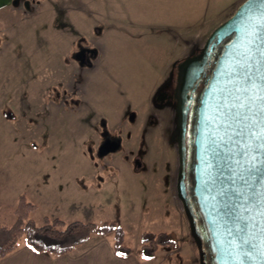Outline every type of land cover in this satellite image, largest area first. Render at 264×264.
Returning a JSON list of instances; mask_svg holds the SVG:
<instances>
[{"label":"rangeland","instance_id":"1","mask_svg":"<svg viewBox=\"0 0 264 264\" xmlns=\"http://www.w3.org/2000/svg\"><path fill=\"white\" fill-rule=\"evenodd\" d=\"M242 1L29 0V11L1 9L0 227L15 222L23 196L37 225L114 222L142 264H201L176 196L174 110L151 101L171 66L201 50ZM162 21L183 26H142ZM84 44L96 53L88 68L73 58ZM104 137L118 150L101 158ZM160 232L177 254L143 246ZM94 236L114 240L93 233L84 244Z\"/></svg>","mask_w":264,"mask_h":264},{"label":"water","instance_id":"2","mask_svg":"<svg viewBox=\"0 0 264 264\" xmlns=\"http://www.w3.org/2000/svg\"><path fill=\"white\" fill-rule=\"evenodd\" d=\"M262 53L264 0H243L200 54L179 64L171 138L178 156L175 190L201 264H264V183L248 181L244 155L259 131L246 75L264 71ZM116 147L104 144L99 155Z\"/></svg>","mask_w":264,"mask_h":264},{"label":"trees","instance_id":"3","mask_svg":"<svg viewBox=\"0 0 264 264\" xmlns=\"http://www.w3.org/2000/svg\"><path fill=\"white\" fill-rule=\"evenodd\" d=\"M34 210L35 206L21 196L15 210V222L11 226L0 227V259L13 252L21 238H24L27 246L34 251L63 255L87 242L93 233H113L116 254L126 256L130 253L122 244L124 232L114 222L97 226L91 222L65 223L58 218H45L42 225H37L29 217ZM146 237L148 239H143V246H147L152 252L161 246L167 249L176 247L173 241L166 239L168 235L165 232L148 234Z\"/></svg>","mask_w":264,"mask_h":264},{"label":"crops","instance_id":"4","mask_svg":"<svg viewBox=\"0 0 264 264\" xmlns=\"http://www.w3.org/2000/svg\"><path fill=\"white\" fill-rule=\"evenodd\" d=\"M211 26L215 24H204ZM140 26V25H139ZM142 26H159L163 28L183 26L176 22H159L156 24ZM114 240L112 241L105 236H94L86 244L77 246L72 252L63 255H54L49 253H41L34 251L27 244L18 243L17 248L0 259V264H142L138 259L134 258L132 253L126 256L116 254L114 250ZM192 247V246H190ZM190 250V258L195 259L197 252L195 248ZM179 247L177 246L172 254H177ZM166 252V251H165ZM170 250L167 249L166 253ZM198 256V255H197ZM199 264V263H198Z\"/></svg>","mask_w":264,"mask_h":264},{"label":"flooded vegetation","instance_id":"5","mask_svg":"<svg viewBox=\"0 0 264 264\" xmlns=\"http://www.w3.org/2000/svg\"><path fill=\"white\" fill-rule=\"evenodd\" d=\"M35 7V5H31L29 0H4L2 5H0V10L4 9L5 7H11L14 11H29L31 8ZM202 49V48H201ZM201 50L196 47L193 48L187 56L182 58L181 60H178L173 66H171V69L168 72L167 77L161 82L157 90L155 91L151 103L152 106L156 109H167L172 108L175 104V98H174V91L177 85V79H178V72H179V64L186 60L187 58H193L200 54ZM95 51L92 50V48H89L84 44V46H78L77 50L73 53V58L79 63L82 64L81 66L84 67H91L90 60L95 55ZM191 104V102H190ZM107 144H116V148L112 152H108L105 155L100 156L99 155V149L102 145ZM118 150V144L115 143L114 140L110 139L109 137H104L102 140L99 141L97 148H96V155L97 157H105L108 155H111L115 153V151ZM133 167L136 169L140 165L139 159L134 158L133 159ZM140 170V169H139Z\"/></svg>","mask_w":264,"mask_h":264},{"label":"snow or ice","instance_id":"6","mask_svg":"<svg viewBox=\"0 0 264 264\" xmlns=\"http://www.w3.org/2000/svg\"><path fill=\"white\" fill-rule=\"evenodd\" d=\"M264 55V53H262ZM246 81L250 85V88L254 90L255 94L250 97V104L255 106L256 114L259 118V131L251 134V139L248 141L246 147L248 151L244 153L249 158L248 168V181L259 180L264 183V158L257 161V155L264 157V71L261 69L257 70V74L254 76L251 71L246 75ZM248 90V89H246ZM240 107L243 108L245 105L242 103ZM252 108L249 107V111ZM249 117L245 116L244 119ZM255 122V120L253 121ZM256 153L257 155H253ZM260 173L258 176L257 173ZM251 187V183L249 184ZM261 216H264V206L261 208ZM264 255V253H262Z\"/></svg>","mask_w":264,"mask_h":264}]
</instances>
